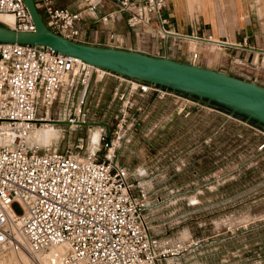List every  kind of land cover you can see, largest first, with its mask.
<instances>
[{
	"label": "built area",
	"instance_id": "obj_1",
	"mask_svg": "<svg viewBox=\"0 0 264 264\" xmlns=\"http://www.w3.org/2000/svg\"><path fill=\"white\" fill-rule=\"evenodd\" d=\"M34 1L48 28L77 41L80 21L85 15L96 16L105 4L112 9L97 16L103 21L123 13L130 27L153 25L161 37L173 34L161 13L165 0H74L75 8L56 0ZM1 14L13 16L11 23L0 18L4 25L34 29L23 0H0ZM200 39L241 46L211 35ZM197 56L194 47L192 63ZM106 74L118 79L114 94L125 97L119 114H134L129 101L134 94L173 99L177 112L185 110V115L195 104L221 112L206 99L107 70L48 45L0 41V132L11 136L0 143V249L21 246L13 230L17 224L33 256L62 245L53 262L39 259V264H192L189 257L200 240L164 238L151 229L150 216L158 202L145 179L148 175L119 159L114 138L119 137L120 123L100 124L96 145L85 152L80 151L81 139L75 145L79 148H59L52 141L41 148L28 141L44 121L85 123L88 85L93 76ZM55 103L62 106V118L51 117ZM263 148L264 140L257 145Z\"/></svg>",
	"mask_w": 264,
	"mask_h": 264
},
{
	"label": "rangeland",
	"instance_id": "obj_2",
	"mask_svg": "<svg viewBox=\"0 0 264 264\" xmlns=\"http://www.w3.org/2000/svg\"><path fill=\"white\" fill-rule=\"evenodd\" d=\"M117 82L111 74L93 76L86 122L46 121L28 137L29 143L42 148L52 141L59 148H75L81 139L80 151L85 152L100 124L120 123L114 138L119 159L148 175L158 202L150 216L156 234L200 240L189 257L192 264H264V148L257 149L264 126L212 102L204 103L221 112L195 104L185 115V110L177 112L175 100L151 94L130 95L134 114H119L125 97L114 94ZM51 117L62 118L61 104L53 105ZM10 140L9 133L0 132V143ZM15 252L0 249V264H21Z\"/></svg>",
	"mask_w": 264,
	"mask_h": 264
},
{
	"label": "crops",
	"instance_id": "obj_3",
	"mask_svg": "<svg viewBox=\"0 0 264 264\" xmlns=\"http://www.w3.org/2000/svg\"><path fill=\"white\" fill-rule=\"evenodd\" d=\"M70 7L75 4L63 0ZM62 5V0H56ZM65 5V4H63ZM112 9L99 7L80 21V41L135 49L192 62L254 80L264 85V0H165L161 13L173 31L164 38L151 26L130 27L121 13L101 20L97 16ZM240 43L215 45L208 37Z\"/></svg>",
	"mask_w": 264,
	"mask_h": 264
},
{
	"label": "water",
	"instance_id": "obj_4",
	"mask_svg": "<svg viewBox=\"0 0 264 264\" xmlns=\"http://www.w3.org/2000/svg\"><path fill=\"white\" fill-rule=\"evenodd\" d=\"M23 1L34 29H15L0 23V41L48 45L107 70L206 99L264 125V85L167 55L67 38L46 26L34 0Z\"/></svg>",
	"mask_w": 264,
	"mask_h": 264
},
{
	"label": "bare ground",
	"instance_id": "obj_5",
	"mask_svg": "<svg viewBox=\"0 0 264 264\" xmlns=\"http://www.w3.org/2000/svg\"><path fill=\"white\" fill-rule=\"evenodd\" d=\"M0 18H1V20H3V21H5V22H8V23H11L12 21H13V16L11 15V14H1L0 15ZM78 58V57H77ZM78 59H80V58H78ZM44 122H46V121H44ZM43 122V123H44ZM43 123L40 125V126H37L36 128H34L32 131H31V133H30V135L32 134V132L33 131H35L36 129H40L42 126H43ZM49 122H47L46 124H45V126L46 127H48V124ZM50 123H52V121L50 122ZM74 126V125H73ZM29 135V136H30ZM28 136V137H29ZM98 136H99V130H97V131H95V132H93L92 133V135H91V145H92V148L96 145V142H97V139H98ZM13 230H14V235H15V237H16V239H17V241H19L20 243H21V246L20 247H22V248H27V244L25 243V240H24V238L21 236V234L19 233V231H18V225L17 224H14L13 225ZM25 249H23V251L21 250V248H18L17 249V252H15L16 253V258L21 262V264H27V263H25V261L27 262H29V263H35V262H38V260L40 259L41 261H43V262H45V263H49V261H52V259H51V257H52V255L54 254V253H56V252H61L62 251V245H56V246H53V247H51V249H50V251L48 252V254L47 255H44V256H38L37 254H34V256L33 255H31L30 253L28 254V252L25 250ZM2 251V250H1ZM25 253V254H24ZM47 256H50V258H49V260H48V258H47ZM45 259V260H44ZM31 262H30V261ZM53 262V261H52Z\"/></svg>",
	"mask_w": 264,
	"mask_h": 264
},
{
	"label": "trees",
	"instance_id": "obj_6",
	"mask_svg": "<svg viewBox=\"0 0 264 264\" xmlns=\"http://www.w3.org/2000/svg\"><path fill=\"white\" fill-rule=\"evenodd\" d=\"M215 104V103H214ZM220 107H222V106H220ZM234 113H236V114H238V115H241V116H243V117H246V116H244V115H242V114H239V113H237V112H234ZM250 120H252V119H250ZM252 121H254V122H256L255 120H252ZM258 123V122H257Z\"/></svg>",
	"mask_w": 264,
	"mask_h": 264
}]
</instances>
